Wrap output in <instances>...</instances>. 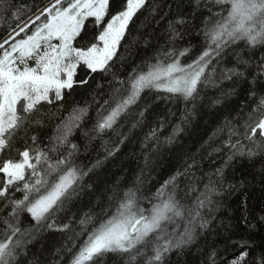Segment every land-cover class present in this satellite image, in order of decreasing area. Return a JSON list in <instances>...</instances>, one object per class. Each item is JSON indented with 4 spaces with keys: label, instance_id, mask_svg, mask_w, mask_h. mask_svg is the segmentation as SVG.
Instances as JSON below:
<instances>
[{
    "label": "snow or ice",
    "instance_id": "obj_1",
    "mask_svg": "<svg viewBox=\"0 0 264 264\" xmlns=\"http://www.w3.org/2000/svg\"><path fill=\"white\" fill-rule=\"evenodd\" d=\"M149 3L38 0L22 7L14 0H0V16H11L14 25L0 33V264H29L23 259L27 245L43 229L73 232L64 249L72 253L68 264H106L109 256L117 255L127 257V264H166L171 252L194 244L202 231L212 227L228 162L236 156H259L264 161V56L258 61L249 59V50L252 56L257 49L264 51V0H192L190 18H200L198 34L205 38L199 54L190 63L181 62L192 51L177 46L189 35V18L181 14L168 21V45L120 79L114 69L125 58L122 49L126 51L135 42L129 38ZM167 7L171 10V5ZM157 9L152 7V16ZM241 47L245 51L237 55L236 64L217 77L216 65L229 50ZM98 75L105 79L107 93L105 83L97 81ZM217 80L232 82L225 96L236 95L243 84L245 102L213 133L212 138L226 137L223 147L214 151L227 148V160L209 176L194 207L182 204L177 193L178 178L195 167V161L161 185L149 199L147 215L136 188L129 189L122 199L117 197L114 206L101 205L99 213H85L78 219L79 233L70 224L57 225L56 217L88 187L85 177L102 164L99 159L86 168L75 163L80 145L74 137L78 130L83 132L90 105L66 109L74 91L94 86L107 96L103 104L93 97L107 113L101 115L98 109L100 118L92 131L100 135L114 130L142 94H171L192 102L195 108L201 88L206 83L219 86ZM222 102L220 98L214 101ZM147 110L145 106L139 115L143 117ZM64 111H68L66 117L59 115ZM53 116L60 122L44 146L39 133ZM181 130L177 126L174 134ZM146 139L158 141L157 130H151ZM118 150L106 149L105 159ZM17 192L22 196L17 198ZM25 216L31 221L28 227L21 226ZM260 220L264 221V216ZM227 240L223 251L213 248L206 253V264H264V244L257 247L243 237ZM229 246L235 251L230 252Z\"/></svg>",
    "mask_w": 264,
    "mask_h": 264
},
{
    "label": "trees",
    "instance_id": "obj_2",
    "mask_svg": "<svg viewBox=\"0 0 264 264\" xmlns=\"http://www.w3.org/2000/svg\"><path fill=\"white\" fill-rule=\"evenodd\" d=\"M14 3L24 7L38 3V0H14ZM168 5H171V10L167 7ZM153 6H158L155 16L151 15ZM193 11L192 0H150L148 7L136 21L133 36L129 38L134 39L135 42L126 51L122 49L125 58L114 69L118 71L119 78L123 79L134 68L142 66L146 57L151 58L157 50H162L168 45V21L181 14L189 18L190 27L189 35L185 36L184 40L178 41L177 46L191 47L192 51L181 58L182 63H190L205 44L204 36L198 34L200 18H190L189 14ZM9 25H13V18L7 14L0 16V33H3ZM244 51L243 47L235 52L229 50L224 59L216 65L217 77L222 70L233 67L236 64L237 55ZM261 56H264V51L257 49L255 56H252L249 50V59L252 61H258ZM96 79L99 83H105L104 92L107 93L108 86L105 79L99 75ZM217 83L219 86L206 83L201 88L200 97L195 101V108L192 102L171 94L155 92H150L147 96L142 94L138 104L132 106L127 115L120 117L114 130L100 135L92 131L100 118L98 115L100 105L93 102V97L103 104V99L107 96L98 92L94 86L74 91L64 105L66 109L70 110V106L90 105L88 117L82 125L83 132L78 130L74 137V141L80 145V152L75 163L86 168L99 159L102 164L85 177L84 183L88 187L80 191L79 196L74 198L67 210L56 217L57 225L70 224L71 228L79 233L78 219L85 213L90 211L99 213L101 205L114 206L117 197L122 199L129 189L136 188L140 190L139 204L145 209V215H147L151 208L149 199L170 176L177 172H185L187 165L193 161L196 162V166L188 169L185 175L178 178L177 194L182 204L194 207L196 197L204 191L209 176L221 167L223 161L227 160V148H223V151L219 153L214 151L216 148L223 147L226 137L212 138L213 133L229 113L238 111V106L245 102L243 84L238 86L236 95L225 96L224 93L230 91L232 82L225 80L220 83L217 80ZM217 98L223 102L214 103ZM145 106L148 110L141 117L139 112L143 111ZM100 114L107 113L100 109ZM59 115L66 117L68 111ZM59 122L60 120L53 116L48 126L39 133L43 138L44 146L48 145V138L54 134L55 126ZM133 124H136L135 128L132 127ZM177 126L182 130L174 134ZM151 130H157L158 141L146 139ZM84 132H87L88 136H85ZM89 136L94 139L89 141ZM124 137L127 138L123 139ZM169 138H171L170 143ZM121 140H123L122 143ZM146 144L147 147H145ZM115 148L119 149L115 155L105 159L106 149ZM212 178L216 179L215 176ZM185 192H187L186 197ZM21 196V192L16 193L17 198ZM216 199L219 200V210L214 213L216 220L212 227L202 231L194 244L171 252L166 264H206V253L211 252L213 248L223 251L229 244L228 237L232 240L243 237L257 247L264 244V221L260 220V217L264 216V161L259 156L252 158L236 156L228 162L224 168ZM155 202L158 201H153ZM182 223L176 226L181 227ZM30 224L31 221L25 216L21 226L28 227ZM2 227L3 225L0 224V228ZM169 231H172L171 226ZM72 235V231L59 232L55 229H43L27 245L28 254L23 259L29 264H68L72 253L64 249L69 246V237ZM76 243L78 245L79 240ZM229 251H235V249L229 246ZM127 259L118 255L109 256L106 264H127Z\"/></svg>",
    "mask_w": 264,
    "mask_h": 264
}]
</instances>
